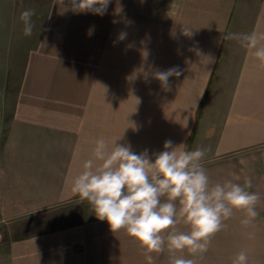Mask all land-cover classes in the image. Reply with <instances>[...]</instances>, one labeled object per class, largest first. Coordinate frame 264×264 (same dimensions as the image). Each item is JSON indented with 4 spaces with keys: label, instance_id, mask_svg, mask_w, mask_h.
Wrapping results in <instances>:
<instances>
[{
    "label": "crops",
    "instance_id": "obj_1",
    "mask_svg": "<svg viewBox=\"0 0 264 264\" xmlns=\"http://www.w3.org/2000/svg\"><path fill=\"white\" fill-rule=\"evenodd\" d=\"M21 2L0 0V264H146L133 237L64 190L98 136L137 152L166 139L207 147L211 181L251 179L263 224L264 67L225 37L264 30V0H111L105 24L52 1L31 35ZM170 68L166 84L156 78ZM225 256L223 228L195 259Z\"/></svg>",
    "mask_w": 264,
    "mask_h": 264
},
{
    "label": "clouds",
    "instance_id": "obj_2",
    "mask_svg": "<svg viewBox=\"0 0 264 264\" xmlns=\"http://www.w3.org/2000/svg\"><path fill=\"white\" fill-rule=\"evenodd\" d=\"M110 0H69L73 12L103 15ZM35 9L20 13L23 32L31 35ZM260 18L264 19V8ZM185 34L191 31L183 29ZM91 34V30H89ZM125 34H121L123 38ZM225 38L235 39L246 50L245 57L264 67V30L254 27L247 32H232ZM175 68L155 73L167 83ZM178 74V73H176ZM109 142L95 138L91 154L78 160V170L65 176L68 196L86 201L100 220L113 231L123 230L143 249L146 264H157L153 253H168L170 264H196L195 257L211 246V238L226 227L234 211L243 213L240 223L252 224L258 216L260 194L245 183L224 179L212 182L203 158L207 147L189 148L187 142L166 139L158 151L148 148L135 151L130 143ZM220 155V149L216 151ZM185 225L181 229L177 225ZM254 238V233H247ZM190 253L186 256L182 253ZM231 264H249L246 249L234 255Z\"/></svg>",
    "mask_w": 264,
    "mask_h": 264
},
{
    "label": "rangeland",
    "instance_id": "obj_3",
    "mask_svg": "<svg viewBox=\"0 0 264 264\" xmlns=\"http://www.w3.org/2000/svg\"><path fill=\"white\" fill-rule=\"evenodd\" d=\"M51 2L54 3L56 7L59 6V8H62V6H64L67 7L66 9L70 10L68 8L69 0H22L21 3L22 5H25V9H35V15H37V17L32 18V21L33 24L37 22V24L40 25L43 20L42 17L48 8V4ZM110 3L107 5L106 12L101 15L103 24H105V21H109L108 9L110 7ZM87 14L96 17L92 12H87ZM118 36H121V34L119 33ZM116 51L118 57H125V49H116ZM102 55L109 57L110 50H103ZM260 214L263 218L261 219V223L264 224V211ZM237 221V225H230L225 227V255H228L225 256V264H231V260L234 255L242 249H246L248 251L249 264H264V225H256L257 223L253 222L248 226H244L240 223V219H238ZM249 232H253L255 234L254 238H249V236L247 235V233Z\"/></svg>",
    "mask_w": 264,
    "mask_h": 264
},
{
    "label": "trees",
    "instance_id": "obj_4",
    "mask_svg": "<svg viewBox=\"0 0 264 264\" xmlns=\"http://www.w3.org/2000/svg\"><path fill=\"white\" fill-rule=\"evenodd\" d=\"M189 144H190V141H189Z\"/></svg>",
    "mask_w": 264,
    "mask_h": 264
}]
</instances>
